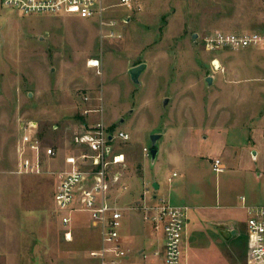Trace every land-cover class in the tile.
<instances>
[{
    "label": "rangeland",
    "instance_id": "rangeland-1",
    "mask_svg": "<svg viewBox=\"0 0 264 264\" xmlns=\"http://www.w3.org/2000/svg\"><path fill=\"white\" fill-rule=\"evenodd\" d=\"M104 3L102 25L24 16L0 0V264H96L90 215L76 213L66 229L54 198L56 174L77 153L75 135L98 123L131 136L119 146L130 188L120 207L142 203L145 190L148 202L158 196L188 206L187 264H247L246 208L264 205V48L209 53L204 40L219 31L263 32L264 0ZM143 64L133 81L130 71ZM27 123L57 152L43 157L40 174H18ZM216 159L226 167L220 174ZM124 214L134 250L146 247L142 214Z\"/></svg>",
    "mask_w": 264,
    "mask_h": 264
},
{
    "label": "built area",
    "instance_id": "built-area-1",
    "mask_svg": "<svg viewBox=\"0 0 264 264\" xmlns=\"http://www.w3.org/2000/svg\"><path fill=\"white\" fill-rule=\"evenodd\" d=\"M2 5L24 16L36 14L69 15L85 20H100L106 16L108 7L104 0H2ZM130 7V0H122ZM111 27L116 25L111 22ZM209 53L222 50L264 48L263 32L223 33L215 32L204 40ZM99 61H97L98 63ZM92 67V66H91ZM24 135L19 149L18 174H40L43 157L54 159V148L43 146L36 123L22 124ZM131 136L123 131H114L95 124L77 133L73 144L76 154L65 158V171L58 175L55 203L61 223L68 229L76 213H88L97 228L99 246L89 253L96 264H187L183 247L187 239L190 211L183 205H172L158 196H151L145 190L141 202L134 208L142 214L145 224L151 227L157 245L135 249L131 237L124 232L125 209L119 206L118 198L129 193L119 171L126 164L125 154L119 150L121 143H128ZM264 140V134H263ZM146 157L152 156L151 149H144ZM226 169L220 159L213 163V172L220 174ZM177 177L174 174L173 178ZM114 192L118 193L117 196ZM245 203V198H242ZM247 264H264V206L247 207ZM72 231L65 233L72 241ZM129 243V244H128ZM141 258L142 262L137 258Z\"/></svg>",
    "mask_w": 264,
    "mask_h": 264
},
{
    "label": "water",
    "instance_id": "water-1",
    "mask_svg": "<svg viewBox=\"0 0 264 264\" xmlns=\"http://www.w3.org/2000/svg\"><path fill=\"white\" fill-rule=\"evenodd\" d=\"M196 38H197L196 35H194L193 39L195 40ZM146 67L147 66L143 64L137 68H133L130 71V74L132 76L133 81H135V82L138 81L139 75L146 69ZM207 82H208V84H211L212 83L211 78H208ZM165 104H167V100L165 101ZM158 138H159V136H152V141H156ZM157 153H158V151L156 149H153L152 150V157L155 158ZM154 189H156V190L159 189V185L157 183L154 184Z\"/></svg>",
    "mask_w": 264,
    "mask_h": 264
},
{
    "label": "crops",
    "instance_id": "crops-1",
    "mask_svg": "<svg viewBox=\"0 0 264 264\" xmlns=\"http://www.w3.org/2000/svg\"><path fill=\"white\" fill-rule=\"evenodd\" d=\"M152 151V150H151ZM253 155H256V152H253ZM216 160H218V159H216ZM215 160V161H216ZM214 161V162H215ZM174 175V174H173ZM156 184V183H155ZM260 206H264V205H260ZM129 210H126V212H128ZM144 225L146 226V227H149L150 228V230H149V232H150V235L148 236L149 238H148V240L147 241H145V243H148V244H146V247H149L150 245L152 246V245H157V243L155 242V237L153 236V233H152V230H151V227L149 226V225H147V224H145L144 223ZM146 229V228H145ZM130 236V235H129ZM132 239H131V241H133V240H135L134 239V237L133 236H130ZM151 237H153L152 239H151ZM129 244V243H128ZM138 244V243H137ZM131 246L133 247V244L131 243Z\"/></svg>",
    "mask_w": 264,
    "mask_h": 264
},
{
    "label": "bare ground",
    "instance_id": "bare-ground-1",
    "mask_svg": "<svg viewBox=\"0 0 264 264\" xmlns=\"http://www.w3.org/2000/svg\"><path fill=\"white\" fill-rule=\"evenodd\" d=\"M95 63H96V64H95ZM91 66H92V67H98V66H99V62L97 63V61H96V62H93V61H92Z\"/></svg>",
    "mask_w": 264,
    "mask_h": 264
}]
</instances>
